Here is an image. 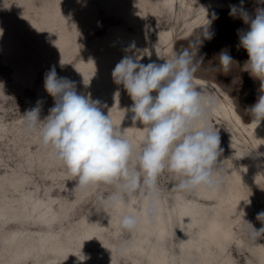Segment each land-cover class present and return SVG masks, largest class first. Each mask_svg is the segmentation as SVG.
<instances>
[{
  "label": "rangeland",
  "instance_id": "1",
  "mask_svg": "<svg viewBox=\"0 0 264 264\" xmlns=\"http://www.w3.org/2000/svg\"><path fill=\"white\" fill-rule=\"evenodd\" d=\"M233 6L236 16L229 15ZM241 6L254 17L264 3L0 0V264H264V236L252 240L245 223L264 226L256 219L264 211V120L260 136L248 109L262 94L261 82L243 70L248 55L238 33L248 25ZM189 47L202 59L197 77L217 103L209 122L222 150L218 190L174 191L176 179L165 171L154 217L136 196L105 209L101 197L112 186L74 190L76 181L52 151L23 131L22 116L38 100L41 119L54 105L44 88L54 67L79 94L107 105L105 115L139 149L143 125L134 127L133 113L124 112L133 101L112 72L126 55L162 64L160 57ZM222 50L235 62L227 74ZM125 215L138 217L132 232L121 227ZM215 222L222 234L212 237Z\"/></svg>",
  "mask_w": 264,
  "mask_h": 264
},
{
  "label": "clouds",
  "instance_id": "2",
  "mask_svg": "<svg viewBox=\"0 0 264 264\" xmlns=\"http://www.w3.org/2000/svg\"><path fill=\"white\" fill-rule=\"evenodd\" d=\"M229 15H237L235 6ZM239 18L248 25L238 33L239 47L248 55L243 70L261 82L262 94L248 109L252 124L258 126L264 120V8H257L250 17L241 6ZM142 58L126 55L112 72L114 82L123 85L133 101L124 112L133 113L134 127L137 121L143 125L139 149L127 138L125 129L114 125L109 113L105 115L107 105L90 94H79L75 82L58 77L54 67L44 78L45 91L54 105L41 119L42 101L38 100L22 116L23 131L37 135L42 146L52 151L69 180L76 181L74 190L110 185L111 194L101 197L105 209L136 196L146 202L145 214L154 217L162 173L173 174L174 191L218 190L223 180L217 163L222 150L218 132L209 122L216 99L206 88L198 90L194 84L202 59L197 61L190 47L173 51L170 58L160 57L162 64L145 65L140 62ZM234 63L227 51L219 53L220 70L225 74ZM83 84L88 86L89 82L83 78ZM256 219L264 225V211ZM245 223L251 227L252 240L264 236V226L256 229ZM137 225L135 215H125L121 220V227L129 232ZM79 259L88 257L81 255Z\"/></svg>",
  "mask_w": 264,
  "mask_h": 264
},
{
  "label": "bare ground",
  "instance_id": "3",
  "mask_svg": "<svg viewBox=\"0 0 264 264\" xmlns=\"http://www.w3.org/2000/svg\"><path fill=\"white\" fill-rule=\"evenodd\" d=\"M196 81L200 83V85L198 86V90H200V87H204L203 84H202L203 81H202L201 78L197 77ZM252 126H253V129H254L255 132L259 133L260 136L263 135L261 127L256 126L255 124H252ZM218 227H219V222H215L212 225V227L210 229V233H211L212 237H217V236L222 234V232L218 230Z\"/></svg>",
  "mask_w": 264,
  "mask_h": 264
}]
</instances>
